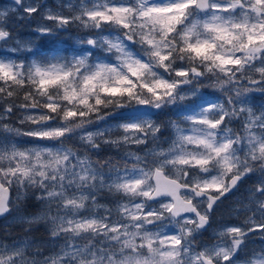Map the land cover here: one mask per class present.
Listing matches in <instances>:
<instances>
[{"label": "snow or ice", "instance_id": "snow-or-ice-1", "mask_svg": "<svg viewBox=\"0 0 264 264\" xmlns=\"http://www.w3.org/2000/svg\"><path fill=\"white\" fill-rule=\"evenodd\" d=\"M0 220V264H264V0L0 6Z\"/></svg>", "mask_w": 264, "mask_h": 264}, {"label": "rangeland", "instance_id": "rangeland-1", "mask_svg": "<svg viewBox=\"0 0 264 264\" xmlns=\"http://www.w3.org/2000/svg\"><path fill=\"white\" fill-rule=\"evenodd\" d=\"M48 3L54 5V4H55V0H48ZM4 4H7V3H5L4 0H0V6H3ZM28 26H29V25H28ZM27 32H28V35L26 36V38L30 36V33H31V27H30V26H29ZM62 39L64 40V44H65V46H69V45L71 44V40H70V39H68V38H66V37H64V38H62ZM244 187H246V185H245V186H242V188H241V193L244 192ZM245 195H246V193H245ZM236 196H237V197L240 196V193H237ZM224 211H227V203H226L224 206H222L221 209H218L217 214H216V216L214 217V226H215L216 223H224L225 220L229 219V218L226 216V213H225V214H222ZM12 215L15 216L16 213L13 212ZM8 219L11 220L12 217L9 216ZM232 220H234V221H232ZM231 222H235V217H232V218H231ZM3 223H4L3 220L0 221V224H3ZM14 228H20V226H19V225H13L12 228H11V233H12V234L9 236V235L6 234V232H4V236H0V239H5V240H8L9 242H10L11 240H22V239H24V237H25V233H24V232H22V233H17L16 231H13ZM42 230H43V229H42ZM37 231H38V230H37ZM39 233H40V232L38 231V233H33V235H37V236H38ZM206 235H207V234H206ZM261 243H264V242L260 241L258 238L255 239L254 242H253V244H255L256 246H259Z\"/></svg>", "mask_w": 264, "mask_h": 264}, {"label": "trees", "instance_id": "trees-1", "mask_svg": "<svg viewBox=\"0 0 264 264\" xmlns=\"http://www.w3.org/2000/svg\"><path fill=\"white\" fill-rule=\"evenodd\" d=\"M8 26H9L10 30L13 32L14 35H17V36H19L21 38H26V36L28 35L27 30H28L29 26L24 21L16 20L13 17L11 20H9ZM34 207H35L34 203H29L27 205V209L26 210L32 209ZM225 213H226V211H224L222 214H225ZM37 230L39 232L43 231L42 228H38V229H36V231L34 233H38ZM13 231H16L17 233H22L23 232L21 227L20 228H14ZM0 236H4V231H0ZM254 246H256V245L254 244Z\"/></svg>", "mask_w": 264, "mask_h": 264}, {"label": "water", "instance_id": "water-1", "mask_svg": "<svg viewBox=\"0 0 264 264\" xmlns=\"http://www.w3.org/2000/svg\"><path fill=\"white\" fill-rule=\"evenodd\" d=\"M6 2H9V0H5Z\"/></svg>", "mask_w": 264, "mask_h": 264}]
</instances>
